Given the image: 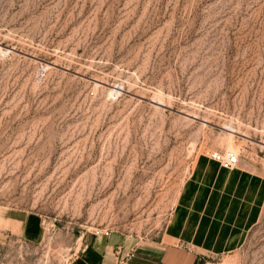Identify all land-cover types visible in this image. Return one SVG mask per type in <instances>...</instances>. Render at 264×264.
<instances>
[{
	"label": "rangeland",
	"instance_id": "rangeland-1",
	"mask_svg": "<svg viewBox=\"0 0 264 264\" xmlns=\"http://www.w3.org/2000/svg\"><path fill=\"white\" fill-rule=\"evenodd\" d=\"M0 51V264L157 237L231 128L264 171V0H0ZM208 264H264V210Z\"/></svg>",
	"mask_w": 264,
	"mask_h": 264
},
{
	"label": "crops",
	"instance_id": "crops-1",
	"mask_svg": "<svg viewBox=\"0 0 264 264\" xmlns=\"http://www.w3.org/2000/svg\"><path fill=\"white\" fill-rule=\"evenodd\" d=\"M263 210L262 169L243 157L228 169L203 153L157 237L133 247L130 235L85 233L70 264H208L237 251Z\"/></svg>",
	"mask_w": 264,
	"mask_h": 264
},
{
	"label": "built area",
	"instance_id": "built-area-1",
	"mask_svg": "<svg viewBox=\"0 0 264 264\" xmlns=\"http://www.w3.org/2000/svg\"><path fill=\"white\" fill-rule=\"evenodd\" d=\"M2 51H0V54ZM242 156V151H238L237 153H234L232 151L224 150V151H213L212 154H210V157L220 163L221 166L233 169L238 166L240 163V159Z\"/></svg>",
	"mask_w": 264,
	"mask_h": 264
},
{
	"label": "bare ground",
	"instance_id": "bare-ground-1",
	"mask_svg": "<svg viewBox=\"0 0 264 264\" xmlns=\"http://www.w3.org/2000/svg\"><path fill=\"white\" fill-rule=\"evenodd\" d=\"M116 88H118L117 86H116ZM114 90V89H113ZM118 90V89H117ZM115 92V91H114ZM113 93V92H112ZM111 95V94H110ZM159 104V103H158ZM160 104H161V102H160ZM189 115V114H188ZM234 128V127H233ZM231 130H233L232 128H231ZM230 130V133L229 134H227L228 135V143H227V147L229 148V151H234V153H235V151H236V148L238 147L237 146V143H236V141H235V133H233V131H231ZM236 130V129H235ZM244 136H246V135H244ZM248 136V135H247ZM247 140V139H246Z\"/></svg>",
	"mask_w": 264,
	"mask_h": 264
}]
</instances>
